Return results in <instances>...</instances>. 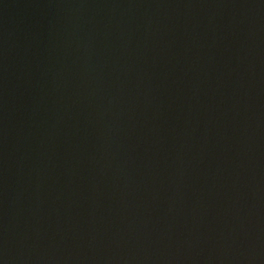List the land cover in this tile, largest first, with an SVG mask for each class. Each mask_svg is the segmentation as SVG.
<instances>
[{"label":"water","instance_id":"1","mask_svg":"<svg viewBox=\"0 0 264 264\" xmlns=\"http://www.w3.org/2000/svg\"><path fill=\"white\" fill-rule=\"evenodd\" d=\"M0 264H264V0H0Z\"/></svg>","mask_w":264,"mask_h":264}]
</instances>
